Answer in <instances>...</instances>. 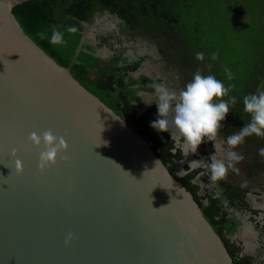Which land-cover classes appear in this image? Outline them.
<instances>
[{"label":"water","instance_id":"1","mask_svg":"<svg viewBox=\"0 0 264 264\" xmlns=\"http://www.w3.org/2000/svg\"><path fill=\"white\" fill-rule=\"evenodd\" d=\"M25 1L0 0V264H233L151 142L23 32ZM47 130L66 151L40 169Z\"/></svg>","mask_w":264,"mask_h":264},{"label":"trees","instance_id":"2","mask_svg":"<svg viewBox=\"0 0 264 264\" xmlns=\"http://www.w3.org/2000/svg\"><path fill=\"white\" fill-rule=\"evenodd\" d=\"M191 6V0H28L15 5L12 13L23 32L38 47L59 65L69 67L73 78L151 142L150 147L155 154L192 194L204 217L221 238L233 264H251V257L240 256L239 246L226 237L237 230L236 218H228L226 212L219 210L217 197L208 192L205 195L198 194L199 186L193 181L195 171L179 176L170 168V164L181 160L183 155L180 149L174 147L166 132H157L150 126L152 115L157 112L156 105L142 109L144 103L140 93L152 90L145 85L148 77L142 74L133 77L132 72L137 64L126 65L122 53L113 52L110 57L104 58L97 56L96 51L101 43L94 44L85 39L75 55L85 25L93 22L94 14L109 12L120 18V30L142 31L155 41L165 55L174 57L177 69L187 76L188 82L192 74L199 70L203 75H215L226 86L231 85L229 95L235 96L237 102L230 107V112L222 122V128L225 127L230 135L249 121V115L243 111V96L264 90V56L245 60L241 63L242 67L229 68L233 76L231 80L226 78L224 72L215 73L216 66L210 56L203 65L195 55L202 52L200 50L207 38L203 32L198 33L197 23L191 22L187 26V16L193 14ZM54 25L62 31L67 26H75L77 31L74 34L65 31L66 43L62 45L39 39L38 32L50 34ZM99 37L103 43L106 42L103 33ZM236 74L240 77L243 75L242 79L239 80ZM245 139L249 145L252 142H255V146L264 143V137L255 135Z\"/></svg>","mask_w":264,"mask_h":264},{"label":"flooded vegetation","instance_id":"3","mask_svg":"<svg viewBox=\"0 0 264 264\" xmlns=\"http://www.w3.org/2000/svg\"><path fill=\"white\" fill-rule=\"evenodd\" d=\"M99 14L100 16L101 14L113 16V19L121 24L120 18L109 12L96 13L93 22L86 24L92 28H87L85 39L94 44L101 43L100 48L96 51L97 56L104 58L110 57L113 52L122 53L126 59V65L137 64L132 72L133 77L137 78L141 74L148 77L149 80L147 83L145 82V85L152 88V90L140 93L144 103L143 110L155 105V103L148 105L145 100L149 98L156 84H164L170 90L184 87L185 82H188L186 80L187 76L177 69L175 58L165 55L150 36L139 30H120L117 27L120 25L115 26L114 29L105 28L107 17L102 18V22L95 23ZM110 18L112 19V17ZM101 33L105 37V43L99 37ZM152 48H155V51ZM136 70H139L138 74H135ZM156 119L157 112L152 115V120ZM224 128H221L217 135V158L224 156L223 141L228 135L227 129ZM166 133L170 138V134ZM172 142L176 149L181 150L183 156L181 160H177L180 161L176 165L178 166L177 171L173 167L176 161L170 164V168L175 174L184 176L189 173L191 166H193L190 165L193 160L188 153L189 146L182 140ZM254 143L252 142L249 145V142L245 139L242 144L237 146L235 151L240 152L244 157L236 165L240 171L239 173L229 171L221 181L211 182L208 178L209 173L206 165L209 162L208 156L214 153L213 142L202 143L197 148L195 156L200 159V166L195 167L198 169H191V171H195L193 181L199 186L198 194L205 195L208 192L213 197H217L219 199V210L226 212L228 218H236L237 230L230 236L226 235V237L239 246L238 254L240 256L248 255L251 257V264H257L261 258H264V154L260 153V149L264 148V143H260L258 146H255ZM191 154L193 155L192 152ZM256 238L259 244L263 243L260 245L261 247H257L253 243Z\"/></svg>","mask_w":264,"mask_h":264},{"label":"clouds","instance_id":"4","mask_svg":"<svg viewBox=\"0 0 264 264\" xmlns=\"http://www.w3.org/2000/svg\"><path fill=\"white\" fill-rule=\"evenodd\" d=\"M65 31L74 34L77 28L67 26L62 31L54 25L50 34L42 31L37 35L41 40L47 39L50 44L62 45L66 43ZM216 57L217 54L213 52L211 59L215 60ZM195 58L202 61L204 53L197 52ZM224 73L228 80L233 78L228 67L224 68ZM230 90L231 85L226 86L215 75H203L197 70L183 88L170 90L164 84H156L149 98L145 100L148 105L155 103L157 109V119L150 122V126L157 132H168L171 141L182 140L190 147L192 153H195L202 143L213 142L214 153L208 156L209 162L206 165L211 182L223 180L229 171L239 173L236 165L244 157L235 149L246 137L252 135L264 137V90H260L243 96V111L249 115V121L238 131L226 136L223 141L224 156L217 158L218 132L230 112V107L237 102L235 96L229 95ZM28 139L36 147L43 144V150L39 153L40 169L54 164L58 154L66 151L65 139L55 135L51 130L43 131L41 134L32 132ZM12 152L15 154L16 149ZM260 153L264 154V148L260 149ZM16 165L19 169L21 162L17 160ZM70 239L71 233L65 243L67 244Z\"/></svg>","mask_w":264,"mask_h":264},{"label":"rangeland","instance_id":"5","mask_svg":"<svg viewBox=\"0 0 264 264\" xmlns=\"http://www.w3.org/2000/svg\"><path fill=\"white\" fill-rule=\"evenodd\" d=\"M191 3L193 14L187 16V26L191 25L189 24L191 22L197 23L198 33L203 32V36L207 38V42L201 41L204 44L200 50L204 53L203 65L213 52L217 54L216 59L213 60L216 66L215 73H223L225 67H242L241 63L248 59L251 61L254 56L257 58L259 55L264 56V0H191ZM109 16L99 14L95 23L102 22V18L107 17L105 28L114 29L119 25V21ZM237 76L240 80L243 75ZM191 152L189 147L188 153L193 160L190 163L193 165L191 169H198L195 167L200 166V159ZM255 240L257 242L253 241V243L261 247L263 243L259 244L257 238ZM257 264H264V258H261Z\"/></svg>","mask_w":264,"mask_h":264},{"label":"bare ground","instance_id":"6","mask_svg":"<svg viewBox=\"0 0 264 264\" xmlns=\"http://www.w3.org/2000/svg\"><path fill=\"white\" fill-rule=\"evenodd\" d=\"M86 28H92V27H89V26H87V25H85V29ZM79 44H80V42H79ZM82 44V43H81ZM81 44H80V47H81Z\"/></svg>","mask_w":264,"mask_h":264}]
</instances>
